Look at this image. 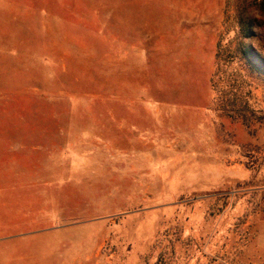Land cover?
Listing matches in <instances>:
<instances>
[{"label":"rangeland","instance_id":"rangeland-1","mask_svg":"<svg viewBox=\"0 0 264 264\" xmlns=\"http://www.w3.org/2000/svg\"><path fill=\"white\" fill-rule=\"evenodd\" d=\"M252 1L0 0V264H264Z\"/></svg>","mask_w":264,"mask_h":264},{"label":"trees","instance_id":"trees-1","mask_svg":"<svg viewBox=\"0 0 264 264\" xmlns=\"http://www.w3.org/2000/svg\"><path fill=\"white\" fill-rule=\"evenodd\" d=\"M251 6L256 8V10L264 15V0H254L252 1ZM241 17V19L243 20V22H241V25H243V34L245 35V37L249 39H258L260 37V32L258 30L262 29V27L264 29V20H257L253 18L250 13L245 15L243 14V16ZM247 48L250 49V47L248 46ZM254 56L259 63H262L261 57L258 56V54L254 52Z\"/></svg>","mask_w":264,"mask_h":264},{"label":"crops","instance_id":"crops-1","mask_svg":"<svg viewBox=\"0 0 264 264\" xmlns=\"http://www.w3.org/2000/svg\"><path fill=\"white\" fill-rule=\"evenodd\" d=\"M52 129H53V131H56V132H64V131H66V128H62V127H55V128H52ZM59 150H62L64 152H67V151L69 152L72 149H71V146H63V147L59 148ZM118 160L116 161V160L113 159V161H115V162H112L111 165L112 166H117L119 164ZM118 175H119V173H118ZM28 229H30V228H28ZM32 230H34V229H32ZM35 230H38V229L35 228ZM27 235L28 234H23L22 237H24V236L27 237ZM5 237H7V236H5Z\"/></svg>","mask_w":264,"mask_h":264}]
</instances>
